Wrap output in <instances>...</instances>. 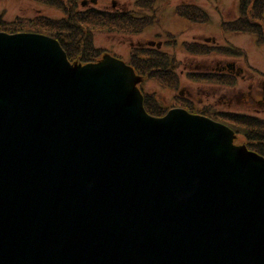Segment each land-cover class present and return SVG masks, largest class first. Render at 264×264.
Listing matches in <instances>:
<instances>
[{
	"label": "water",
	"instance_id": "1",
	"mask_svg": "<svg viewBox=\"0 0 264 264\" xmlns=\"http://www.w3.org/2000/svg\"><path fill=\"white\" fill-rule=\"evenodd\" d=\"M142 81L0 32V264H264V157Z\"/></svg>",
	"mask_w": 264,
	"mask_h": 264
},
{
	"label": "rangeland",
	"instance_id": "2",
	"mask_svg": "<svg viewBox=\"0 0 264 264\" xmlns=\"http://www.w3.org/2000/svg\"><path fill=\"white\" fill-rule=\"evenodd\" d=\"M83 1L85 0L79 3L81 11L89 8L102 11L118 9L133 11L135 14L138 11V0H87L85 6H82ZM183 4H192L206 11L210 21L206 24H194L179 18L176 8ZM239 12L240 0H156L154 10L143 13L156 17V24L139 34L96 32L94 45L101 49L102 53H109L127 62L132 48H146L150 43H161L160 50L172 56L178 65L180 84L177 89H171L157 81L147 80L143 81L140 87L144 94L155 96L157 104L167 113L174 108H183L192 113L183 107V104L194 108L197 111L194 114L203 116H206L204 112L250 113L251 110L241 93H247L252 72L257 77H263L261 80L259 78L260 84L264 81V47L260 46L256 37L251 34L224 32L222 23L235 21L240 17ZM65 17L66 14L55 6L32 0H0V18L6 22H14L16 18L61 20ZM185 43H198L215 50L224 47L239 48L244 54L235 57L214 52L205 56H194L184 51ZM232 62L243 69L247 76L246 80L240 81L238 88L194 81L189 76L191 73L219 74V68ZM240 141L241 138L236 144H244Z\"/></svg>",
	"mask_w": 264,
	"mask_h": 264
},
{
	"label": "trees",
	"instance_id": "3",
	"mask_svg": "<svg viewBox=\"0 0 264 264\" xmlns=\"http://www.w3.org/2000/svg\"><path fill=\"white\" fill-rule=\"evenodd\" d=\"M61 9L66 17L61 20L40 18H16L14 22H6L0 18V32L9 34L38 33L50 36L59 41L71 63L79 62L88 64L96 62L105 53L94 45V34L119 33L139 34L158 21L156 17L145 15L148 10H154L156 0H138L135 14L125 10H98L95 8L81 11V0H32ZM82 5V3H81ZM179 18L194 24H206L210 21L206 11L192 4H183L176 8ZM240 17L233 22L222 23L224 32L233 34H251L256 37L258 44L264 45V0H240ZM175 44V43H174ZM184 51L194 56H205L217 53L229 56L243 55L239 48L212 49L198 43L183 44ZM143 78L144 81L154 80L171 89H177L180 78L177 73V63L168 53L157 48L137 47L132 48L129 60L126 62ZM194 81L208 82L218 85L234 86L236 79L232 76L216 73H191ZM139 88L141 89L140 85ZM142 91V89H141ZM143 93V91H142ZM146 111L154 117H162L167 111L159 106L155 96L144 94ZM183 107L197 113L194 108L183 104ZM204 115L230 127L237 135L235 142L241 138L242 143L249 150H254L264 157V120L247 114L234 112H216Z\"/></svg>",
	"mask_w": 264,
	"mask_h": 264
},
{
	"label": "flooded vegetation",
	"instance_id": "4",
	"mask_svg": "<svg viewBox=\"0 0 264 264\" xmlns=\"http://www.w3.org/2000/svg\"><path fill=\"white\" fill-rule=\"evenodd\" d=\"M151 44H153V43H150L147 46L150 48H157L156 46H152ZM260 46L264 47V45H260ZM140 47H143V46H140ZM235 57H238V56H235ZM245 58H246V56H245ZM219 70H220L219 74L229 75V76H232L236 79V83L234 86H232V88H238L240 86V81L241 80L244 81L247 79V76H245L244 70L237 67L235 62L228 63L226 66L219 68ZM262 74H264V73H262ZM258 76L259 77H257L255 75V73L252 72L251 78L249 77V80L251 79V83H250V85H248L247 93H241L245 98L242 95H240V97H243V99H245V103L248 105L251 112L250 113H241L240 112V114H247L249 116L264 120V81L260 84V80L263 77L261 75H258ZM259 78H260V80H259ZM240 97H239V101H240ZM252 151H254V150H252ZM254 152H256V151H254Z\"/></svg>",
	"mask_w": 264,
	"mask_h": 264
}]
</instances>
